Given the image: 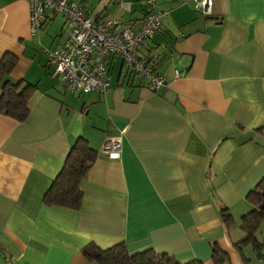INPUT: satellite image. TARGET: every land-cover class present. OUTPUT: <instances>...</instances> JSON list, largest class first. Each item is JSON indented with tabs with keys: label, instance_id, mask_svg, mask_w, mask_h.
Listing matches in <instances>:
<instances>
[{
	"label": "crops",
	"instance_id": "0c3cea01",
	"mask_svg": "<svg viewBox=\"0 0 264 264\" xmlns=\"http://www.w3.org/2000/svg\"><path fill=\"white\" fill-rule=\"evenodd\" d=\"M82 1L95 20L118 17V29L165 11L137 55L167 86L151 90L111 55L107 91L68 90L45 51L68 37L64 15L32 32L28 0H0V58L14 54L8 76L34 85L24 119L0 111V264H101L83 248L121 240L203 264H215L216 244L222 264H260L264 246L258 255L235 241L246 194L264 176V0H212L208 15L192 0ZM79 135L97 150L79 207L44 202ZM111 136L117 157L103 149Z\"/></svg>",
	"mask_w": 264,
	"mask_h": 264
},
{
	"label": "built area",
	"instance_id": "2783aa9c",
	"mask_svg": "<svg viewBox=\"0 0 264 264\" xmlns=\"http://www.w3.org/2000/svg\"><path fill=\"white\" fill-rule=\"evenodd\" d=\"M192 1L197 11L211 14L212 0ZM28 2L32 32L39 29L50 13H61L65 17L68 37L52 49L45 48V51L54 65V73L62 78L68 90L107 91L110 88L108 62L111 55H119L127 71L141 76L151 90L167 86L165 76L154 70L148 58L137 55L139 46L162 30L165 11L161 8L146 12L137 26L126 23L118 29L121 24L118 17L95 20L82 0ZM120 148L119 136H111L104 141V152L110 157H117ZM260 264H264V255L260 256Z\"/></svg>",
	"mask_w": 264,
	"mask_h": 264
},
{
	"label": "trees",
	"instance_id": "16d2710c",
	"mask_svg": "<svg viewBox=\"0 0 264 264\" xmlns=\"http://www.w3.org/2000/svg\"><path fill=\"white\" fill-rule=\"evenodd\" d=\"M16 60L17 57L11 53H4L0 58V111L22 120L29 113L28 99L34 85L8 76ZM96 154L97 150L86 137L77 136L71 143L62 167L45 190L44 202L79 207L83 195L80 182ZM246 198L252 207L241 216L239 225L243 234L235 243L240 248L243 244L251 243L257 254L261 255L264 242L259 239L258 230L264 219V176L250 188ZM220 211L224 223L231 224L234 219L228 207L222 206ZM83 253L87 258L95 259L101 264H203L199 258L179 261L174 255L158 252L152 247L132 251L122 240L107 247L86 245ZM211 257L215 264H222L228 255L225 250L213 244Z\"/></svg>",
	"mask_w": 264,
	"mask_h": 264
},
{
	"label": "rangeland",
	"instance_id": "374dc122",
	"mask_svg": "<svg viewBox=\"0 0 264 264\" xmlns=\"http://www.w3.org/2000/svg\"><path fill=\"white\" fill-rule=\"evenodd\" d=\"M58 16H59V15H57V17H58ZM58 18H60V17H58ZM52 29H57V30H58V26H54V25H53ZM59 30H60V27H59ZM64 32H66V31H64ZM49 41H50V37L47 36V40H46L45 43H49ZM51 48H52V47H51Z\"/></svg>",
	"mask_w": 264,
	"mask_h": 264
}]
</instances>
